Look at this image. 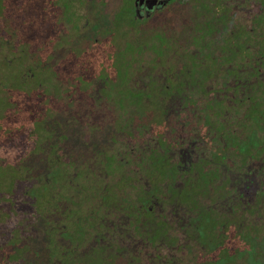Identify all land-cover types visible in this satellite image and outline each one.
<instances>
[{"label":"flooded vegetation","instance_id":"flooded-vegetation-1","mask_svg":"<svg viewBox=\"0 0 264 264\" xmlns=\"http://www.w3.org/2000/svg\"><path fill=\"white\" fill-rule=\"evenodd\" d=\"M0 1V264H264V0Z\"/></svg>","mask_w":264,"mask_h":264},{"label":"rangeland","instance_id":"rangeland-1","mask_svg":"<svg viewBox=\"0 0 264 264\" xmlns=\"http://www.w3.org/2000/svg\"><path fill=\"white\" fill-rule=\"evenodd\" d=\"M15 12L17 14L20 13V10H15ZM37 49V48H36ZM35 49V50H36ZM6 128L8 130H10V125H5ZM11 131V130H10ZM10 131H7V133L10 134ZM13 138L12 136H2L1 137V141H0V145L3 148V150H0V158H1V163L4 164L7 168L5 169V171H8L11 167L13 168H17L19 166H23L28 159V156H23V154L21 156H23V158H21L19 161L17 160L20 156L16 155L17 151H18V142L17 141H12L9 139ZM17 137V136H14ZM40 159H39V155L38 153L34 155V157H30V161H29V167L31 168V170L29 171V175H30V181L34 180V176L35 173L38 170V166L40 165ZM16 172H20L19 177L17 179V181H15V183L17 184V189H16V195H13L12 197H14L15 199L10 200L11 203L16 204L19 207H23L24 206V192H23V187L27 186V181L25 179H23L22 175V169L19 170H15ZM22 194L23 196H20V194ZM7 202L6 204H1L0 205V211L1 212H5L6 213L9 211L10 207H11V203Z\"/></svg>","mask_w":264,"mask_h":264},{"label":"trees","instance_id":"trees-1","mask_svg":"<svg viewBox=\"0 0 264 264\" xmlns=\"http://www.w3.org/2000/svg\"><path fill=\"white\" fill-rule=\"evenodd\" d=\"M1 3H0V20L7 21L10 19L9 17H11V14L8 13L9 11H7V8H6L7 5L3 6ZM1 105H3V104L0 103V107H1ZM6 115L7 114H2L1 116H6ZM33 148H34V145L31 148V150H32L31 152H36L39 155L40 153H39L38 147L34 148V149ZM34 155H32V157H34ZM40 159H41V156H40ZM0 161H1V158H0ZM4 166L5 165L0 162V205L6 204L8 201L10 202V200L15 199L12 196L16 195V189L17 188H16L15 181H17L18 174H20V172L13 173L11 170L8 171V173H7V171H5V169H4ZM22 168H23V166H22ZM22 173H23V171H22ZM20 196H23V195L20 194ZM20 208H23V207H20ZM22 212H23L22 209H20L15 214L22 213ZM0 213H1L0 231H3V230L8 229V226L15 223V221L12 220L11 216H9L10 213H8V212L6 213V211L5 212L0 211ZM0 244H1V242H0Z\"/></svg>","mask_w":264,"mask_h":264},{"label":"water","instance_id":"water-1","mask_svg":"<svg viewBox=\"0 0 264 264\" xmlns=\"http://www.w3.org/2000/svg\"><path fill=\"white\" fill-rule=\"evenodd\" d=\"M151 1H156V0H151Z\"/></svg>","mask_w":264,"mask_h":264}]
</instances>
